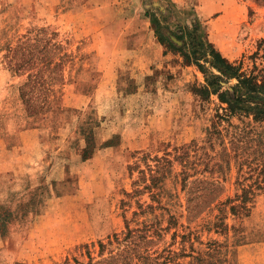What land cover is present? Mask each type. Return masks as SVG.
<instances>
[{
  "label": "rangeland",
  "instance_id": "1",
  "mask_svg": "<svg viewBox=\"0 0 264 264\" xmlns=\"http://www.w3.org/2000/svg\"><path fill=\"white\" fill-rule=\"evenodd\" d=\"M194 17L228 62L245 74L264 72V0H0V264H84L96 257L98 241L122 230L123 218L164 229L168 216L176 225L160 233L157 251H178V236L189 233L193 248L220 244V264H264V190L255 192L247 217L226 214L220 230L212 227L215 202L239 193L236 179L249 185L263 176L256 165L264 146L256 144L264 142V121L231 118L236 128L223 122L221 137L208 140L220 107L215 97L201 102L192 94L202 75L164 52L151 25L156 19L169 37L165 27L177 31ZM25 45L36 60L15 71L18 56L9 63L8 49ZM37 70L42 94L28 108L19 88ZM233 133L250 142L238 144L228 162L210 160L222 146L231 149ZM88 137L95 149L81 160ZM191 143L205 154L196 177L218 184L212 198L187 214L185 195L165 174L162 210L132 217L140 203L156 206L147 192L126 197L141 186L134 185L138 172Z\"/></svg>",
  "mask_w": 264,
  "mask_h": 264
},
{
  "label": "trees",
  "instance_id": "2",
  "mask_svg": "<svg viewBox=\"0 0 264 264\" xmlns=\"http://www.w3.org/2000/svg\"><path fill=\"white\" fill-rule=\"evenodd\" d=\"M151 25L157 43L163 47L164 52L177 55L182 66H192L202 75L203 84L192 87V94L201 102L208 101L210 97H215L220 107L221 112L218 113L216 111L214 113L209 128L205 130L208 140L212 137L215 139L221 137V131L218 127L223 122L227 123L229 127L236 128V126L230 125L229 121L231 118H236L242 124L244 123L242 120L248 119L252 123L264 121V72L262 70H259L256 74H253V70L245 74L240 70L239 65L228 62L207 40L204 26L196 17L186 26H177V31H170L165 27L169 37L160 31V25L156 19L152 20ZM16 50L8 49L9 63L14 56H18V62L14 64L15 71H20L24 67H30L36 60L33 54L27 53L29 51L27 45L19 46ZM25 54L29 56L25 58ZM40 77L39 70L32 75L27 74L26 81L19 88V97L28 108L34 106V99L39 94H42L39 91ZM231 82L233 83L230 84ZM35 86L37 87L35 88ZM40 107L37 106V111L41 110ZM33 111L30 113H33ZM247 124L245 122L244 128H247ZM247 133H249L248 130ZM229 137L228 145L231 149L222 146L219 152H215V155L210 156V160L222 157L228 162L230 158L232 159L238 154L235 152V148L239 149L237 147L238 144L243 145L250 142L241 141L243 136L239 133H233ZM105 145L106 147L111 146L108 142ZM256 146H264L261 138L258 139ZM199 148L194 143L180 147L172 157V160L154 158L153 166L145 165L146 169L138 172L140 176L134 185L138 186L137 184L141 183V186L140 188H134L132 194H126V197L129 198L135 194L147 192L151 199H155L156 206L152 208L140 203L137 205L139 213L133 212L131 214L132 217L142 215L147 210H162L160 199L165 194L162 183L165 174L172 176L175 184L177 181L179 191L185 195L184 202L187 214L193 216L212 198L213 193L215 194L218 189V184L196 177V175H201L205 171V169L200 170L199 167L206 166L202 162V156L205 154L198 155L197 151ZM94 149L95 144L93 139L91 137L86 138L81 150V160H86ZM172 162H175L179 166L178 171L172 168ZM243 162L240 165L244 164ZM212 163H214L212 166H216L217 164L216 162ZM166 165L168 169L164 171V166ZM258 165L263 167L262 170L257 172V175H263L260 181L256 180L252 184L243 185L236 179L235 184L239 186V193H235L233 198H226L223 202H215L219 216H215L216 222L212 224L213 229H221V220L226 214L235 218L248 216L249 209L256 196L255 192L264 190V160L260 164L257 163L256 166ZM250 169V172L246 173L248 179H251V175L255 171V168ZM191 177H194V179L189 181ZM239 178L241 180L244 179L242 173H239ZM124 205H126V202H121V206ZM4 221V217H0V229H2ZM131 223V219L127 220L123 218L122 230L118 233H111L104 241H98L96 257L91 258L87 256V261L84 264L226 263V258L223 255H221L222 257L218 256L220 244L210 242L207 244L206 250L193 248L192 242L189 239V233L178 236L180 238V248L178 251H172L169 248L157 251L154 248V244L156 239L160 237V233L176 225L175 219L172 216H168L167 227L164 229H157L144 223H139V225L136 222L133 225ZM176 236L173 233L172 239ZM194 239L198 245H202L196 237ZM185 246H187L188 252H186ZM184 259H188V261L184 263ZM60 264L83 263L72 258L71 263L64 261Z\"/></svg>",
  "mask_w": 264,
  "mask_h": 264
}]
</instances>
